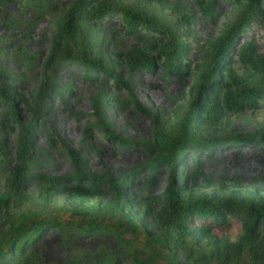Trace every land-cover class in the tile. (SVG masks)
I'll return each mask as SVG.
<instances>
[{
	"label": "rangeland",
	"instance_id": "374dc122",
	"mask_svg": "<svg viewBox=\"0 0 264 264\" xmlns=\"http://www.w3.org/2000/svg\"><path fill=\"white\" fill-rule=\"evenodd\" d=\"M103 1L115 10L80 22V26H90L92 35L84 52L87 57L100 58L117 73L116 82L111 73L99 68L69 59L46 60L54 22L71 6L72 0H0V71L23 97L24 101L15 104L21 122L29 121L31 116L25 104L37 105L30 128L31 176L24 184L27 198L11 207L14 215L57 213L71 204L62 190L57 189L47 197L42 195L43 181L34 177L36 173L58 177L62 187L71 185L75 175L83 170L113 179L122 187L117 197L126 199L137 212L146 203L155 208L163 202L161 192L172 166L168 162L152 165L153 150L148 151L147 147L153 130L170 128L184 114L194 97L190 88L206 64L207 42L227 29L246 3V0ZM123 8L165 25L178 42L187 46V67L181 74L170 73L155 56L156 47L151 46L166 41L167 33L145 31L138 24L136 30L128 28L121 17ZM240 29L230 54L232 64L245 81L260 85L262 97L255 109L231 116L216 126L212 134L189 135L198 143L210 137L216 140L207 147L197 144L194 152L182 154L171 174L177 183L185 180L186 185L180 186L182 192L186 193L189 186L194 194L215 190L226 195L236 188L264 190V73L247 69L236 60L237 49L249 39L257 52H264V11L251 16ZM131 46L144 48L154 57L152 65L127 64L124 52ZM1 78L0 74V83ZM44 79L47 85L40 88ZM148 111L154 112L157 119H151ZM11 112L8 102L0 100L3 152L0 186L12 162L19 132L18 120ZM65 148L79 154L82 163L78 167ZM202 177L213 185L204 187ZM96 194L105 201L114 191L102 181ZM143 223L149 233L155 232L149 217ZM237 231L238 223H234L229 230L231 237ZM174 252L187 264L183 250L176 246ZM27 257L33 264H58L70 259L78 260L79 264H135L132 254L114 232L104 227L86 232L76 226L52 227L31 242Z\"/></svg>",
	"mask_w": 264,
	"mask_h": 264
},
{
	"label": "trees",
	"instance_id": "16d2710c",
	"mask_svg": "<svg viewBox=\"0 0 264 264\" xmlns=\"http://www.w3.org/2000/svg\"><path fill=\"white\" fill-rule=\"evenodd\" d=\"M263 1L246 0L234 22L207 42L206 64L200 78L190 88L194 97L188 102L186 111L170 128L153 130L147 147L148 151L153 150L150 157L152 165L168 162L172 166L168 183L161 192L163 202L155 208L146 203L144 209L137 212L126 199L117 197L122 187L115 180L83 170L75 175L71 185L65 187L59 184L56 176L34 175L43 181L41 194L45 197L57 189L64 192L71 200L66 210L57 213H11L14 204L27 198L24 184L31 176L28 162L30 128L36 118L37 105L25 104L31 116L29 121L21 122L15 104L18 100L24 101L23 97L0 71V100L8 102L19 126L14 156L0 186V264H33L27 257L31 242L45 230L56 226H76L84 232L107 228L132 254L135 264H183L174 252L176 246L183 250L187 264H264V190L255 187L241 191L236 188L230 189L226 195H220L215 190L194 194L189 186L185 193L180 190V186L186 185L185 180L177 183L172 176L183 153L194 152L197 144L207 147L216 140L210 137L198 143L192 136L197 137L202 132L212 134L216 126L225 123L231 116L252 111L258 106L262 88L245 81L237 73L230 54L240 28L248 23L251 16L264 11ZM113 10L114 7L103 0H72L71 6L54 22L46 60L69 59L111 73L115 82L119 81L118 74L107 68L100 58L86 56L84 48L90 44L92 35L88 24L80 26L86 18L110 14ZM120 13L132 30H136L138 24L145 31L167 33L166 41L151 44L156 47L155 56L174 75L185 70L188 48L175 39L171 30L133 9L123 8ZM68 45L74 48L70 50ZM236 56L237 62L245 68L264 73V52L256 51L252 39L239 46ZM124 59L129 65L148 67L154 57L149 56L144 48L131 46L124 52ZM262 81L264 83V78ZM46 85L47 80L44 79L40 88ZM148 115L153 120L157 119L154 112L148 111ZM65 149L71 162L78 167V163H82L79 154L70 148ZM0 155H3L1 148ZM102 181L114 191L105 201L98 199L96 194ZM201 181L204 187L213 185L208 178L202 177ZM145 217L151 219L155 229L152 234L143 223ZM234 223H238V231L231 237L229 230ZM58 264L79 262L70 259Z\"/></svg>",
	"mask_w": 264,
	"mask_h": 264
}]
</instances>
